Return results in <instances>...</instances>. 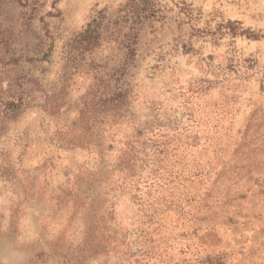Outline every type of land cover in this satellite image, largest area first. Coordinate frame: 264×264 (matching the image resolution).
<instances>
[{"label": "rangeland", "instance_id": "rangeland-1", "mask_svg": "<svg viewBox=\"0 0 264 264\" xmlns=\"http://www.w3.org/2000/svg\"><path fill=\"white\" fill-rule=\"evenodd\" d=\"M127 1L0 0V264H264V0H159L136 39L111 26L70 60ZM121 89L118 125L87 114ZM131 140L137 176L90 222L76 178H119Z\"/></svg>", "mask_w": 264, "mask_h": 264}, {"label": "trees", "instance_id": "trees-1", "mask_svg": "<svg viewBox=\"0 0 264 264\" xmlns=\"http://www.w3.org/2000/svg\"><path fill=\"white\" fill-rule=\"evenodd\" d=\"M161 4L159 0H128L127 3L119 10L118 18L109 26V23H105L107 20L106 15L102 14L85 29L82 33H80L75 39L69 43V47L67 49V54L70 57V60L75 61L78 56L92 54L97 51L101 47V43L104 40V36L110 32L111 26H115L116 28H128L132 34H134V38L136 39L138 36V30L144 24L153 25V23L160 21L162 19V10ZM120 30H113V37L116 34H120ZM235 35L239 36H247L249 39H257L259 36L256 34L249 33L245 28L240 27V31L235 33ZM116 37V36H115ZM264 36H262L263 38ZM92 100L88 99L86 106L87 114L90 112L89 106L92 104L93 107L90 110L97 109V113L103 115L101 118V123L104 125L105 120L109 119L110 113H114V123L118 125V123L122 119L121 110L125 106L129 104L132 99V95L130 90H118L117 92L110 95H95L92 96ZM89 102V103H88ZM106 118V119H105ZM108 125V124H106ZM102 133L104 134L105 128H111L109 126H102ZM100 130V129H99ZM99 135V132H98ZM164 146V145H162ZM95 147V146H93ZM169 149L159 146L156 156H160ZM141 161L139 157V151L135 148V142L133 140L128 141L125 144V148L121 149V153L116 160L117 168H119V178H115L113 173L109 176H98V173H93L89 171L88 173H82L79 177H77V183L74 186L78 187V190L84 195V204H85V214L89 217L90 222H99L105 223L107 222V218H110V213L102 212L98 205H96L95 191L99 188L109 189L111 186L115 187L116 183L124 184L127 179L135 178L137 176V164ZM157 173V172H156ZM149 181L145 182L147 186L146 189L150 187V185L154 184L153 182H157L156 174ZM92 194V195H91ZM104 194H107L104 192ZM147 196V194H145ZM70 200H73L72 195L69 196ZM143 198L138 197V200H142ZM113 218V216H112ZM99 248V246H98ZM95 252V251H94Z\"/></svg>", "mask_w": 264, "mask_h": 264}]
</instances>
